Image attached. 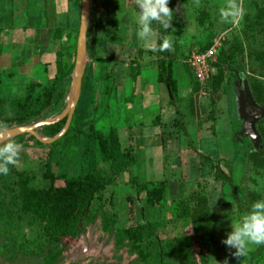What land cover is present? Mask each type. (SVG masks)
<instances>
[{
	"label": "rangeland",
	"instance_id": "obj_1",
	"mask_svg": "<svg viewBox=\"0 0 264 264\" xmlns=\"http://www.w3.org/2000/svg\"><path fill=\"white\" fill-rule=\"evenodd\" d=\"M169 1L175 4L174 7H169L172 11L171 26L164 30L161 25V30L164 36L167 35L171 40L172 48L164 52L171 53L174 58L184 63L185 66L180 64V69L185 79L182 77L179 79L188 82L187 80L191 78L194 82L193 98L186 104L188 110L183 109L180 112V120L184 124L183 129L188 140L185 138L184 131L179 133L184 141L183 145L190 147L191 157L177 169V184L170 187L174 190L183 184L186 189L193 191L198 186L195 192L207 198L211 210L215 244L210 249L200 250L197 240H194L178 247L177 241L192 235L190 221L176 218L174 205L171 204L170 207L161 203L156 205L160 207L156 213V222H149L147 211L154 209L155 205L146 203L144 193L137 196L129 178L122 175L116 178L115 185L108 187L103 194L95 197L89 209L90 215L82 222L79 236L62 240L66 252L58 264H155L152 262L154 257L139 263L137 257L131 255L126 248L116 251L114 237L103 234L101 230V219L97 215L101 210L116 215L118 230L136 227L139 224L158 223L157 233L165 251L164 263L166 264H223L225 259H228L229 264H240L232 255L235 250L227 248L222 240L226 239L227 234L232 230L231 223L238 221L246 214L253 203L264 200V0H237L244 10L239 24L221 21L220 9L225 6L226 0ZM46 3L45 0L43 2L42 0L0 1V28L7 25L13 29L23 28L30 18L46 16L43 15ZM91 3L92 0L90 7ZM92 10L94 12L89 10L86 45H88V36L94 32L93 28L97 25V19H94L97 17V10L95 11L94 8ZM102 10L105 17L104 26L112 29L114 22L117 25L115 30L117 34L113 36L115 40H120L124 19L127 23L131 16H137L136 11L139 12L138 8L127 9L122 6L110 9L106 7ZM62 19L56 18L55 22H60ZM124 25L123 32L126 30V24ZM79 26L80 24L72 39H65V43L76 42L77 44ZM209 52L213 53L209 62L211 74L208 80L200 81L190 70L189 62L192 55ZM75 61L76 50L66 58V67L72 69L69 77L60 86V91L64 93V100L60 104L53 105L40 117L23 127L55 121L66 111L69 107L68 96L74 90ZM15 79L16 84L20 88L22 86V89H17L16 92V96L21 97L26 81L19 76H15ZM180 83L182 85H180L178 97L181 98L186 96L188 91L187 85L182 81ZM10 92V88L9 90L1 89L2 96H13L14 93ZM194 100L197 105L194 104ZM200 100H202L201 107H199ZM249 100L255 106V121L249 113L251 106ZM219 101L220 104L222 102V106L220 111L216 110L214 117L220 113V119H218L220 121L212 132L206 131L205 128L202 130L203 123L210 125L214 121L206 120L207 111L210 107L216 108ZM78 109L77 105V114L70 120L71 127L78 120V112L82 114V110ZM13 117L7 115L0 119V125L7 126L0 128V134L20 128L14 125ZM88 124V121L82 123L81 120L78 124L79 129L89 134ZM42 128H38L35 133ZM36 135L40 138L37 133ZM22 136L24 138L19 144L23 145V148L27 146V149H24L25 158L27 162H30L42 152L34 142H28V137L31 135L17 136L12 140ZM199 151L210 158V161L203 159L197 153ZM97 152V144L90 137L82 138L81 148L68 152L61 162L68 169V174L73 177L95 173L107 168L100 162ZM27 168L32 167L27 166ZM220 173L226 177L230 176L228 183L222 180ZM178 181L181 182L180 185ZM56 185L60 186L61 183ZM128 199L133 203L132 212H130ZM24 234L30 242L28 229H24ZM84 234L86 242L83 239ZM0 241V243L4 242L2 239ZM21 243V240H18L16 243L11 242V245L18 248ZM76 252L79 254L76 255ZM259 252L260 246L251 245L240 260L256 256L254 263L264 264V254L261 258ZM14 259L18 264H39V260L31 255H22L21 252H17ZM0 264L12 263L1 258Z\"/></svg>",
	"mask_w": 264,
	"mask_h": 264
},
{
	"label": "crops",
	"instance_id": "obj_2",
	"mask_svg": "<svg viewBox=\"0 0 264 264\" xmlns=\"http://www.w3.org/2000/svg\"><path fill=\"white\" fill-rule=\"evenodd\" d=\"M45 1L48 4L44 6L43 15L46 16L30 18L23 28L13 29L9 25L0 28V94L1 89L9 90V88L10 93H14L9 97L3 95L4 98L19 97L16 96V92L17 89H22V86L20 88L16 84L15 76L26 81L24 91L33 82L49 84L56 73L57 52L70 48L76 43H65L64 40L72 39L76 33L80 24L82 0ZM92 3L91 11L94 12L92 8L97 10V17L93 16L95 20L97 19V25L93 28L94 32L88 36L87 62L78 103V110L81 109L82 114L78 112L77 118L82 120V123L88 121L89 129L92 127L94 131L104 136H108L114 130L123 147L132 146L136 158L132 170L134 177L140 185L164 182L166 184L164 203L171 207V204L184 201L190 193L198 189L197 186L196 190L191 191L183 184L174 190L170 187L177 184V169L191 157L190 147L183 145L184 141L179 133L184 131L188 140L183 129L184 124L180 120V112L183 109L188 110L186 104L193 98V79H186L188 82L179 79L180 77L185 79L180 69V64L184 65V63L174 58L171 53L157 51L158 34L162 31L159 23L153 22L154 33L150 37L156 46L155 50L147 47L145 42L139 39L137 16H131L127 23L124 19L120 40H115L116 38L113 37L117 34L115 22L112 29L104 26L105 17L102 9L117 6L135 9V0H95L94 2L92 0ZM171 6L174 7L175 4L169 1L168 7ZM56 15L64 19L55 22L56 18H59L55 17ZM171 18L166 23L171 24ZM124 24L126 30L123 32ZM58 30L62 31L60 40L53 42ZM161 63L164 67H167L168 63L171 65L172 79L176 82V95H172L169 87L158 80ZM181 81L187 85L188 93L180 98L178 92L182 85ZM201 105L202 100L199 102V107ZM221 106L222 102L220 104L219 101L216 108L210 107L206 120H209L208 116L212 110L216 113V110L220 111ZM219 115L220 113L212 124L203 123L201 129L205 128L206 131L212 132L220 121H218ZM197 153L203 159L210 161V158L201 151ZM178 183L180 185L181 182ZM129 207L132 212L133 203L129 204ZM159 208L155 205L154 209L147 211L149 222H156ZM75 254L78 255L79 252Z\"/></svg>",
	"mask_w": 264,
	"mask_h": 264
},
{
	"label": "trees",
	"instance_id": "obj_3",
	"mask_svg": "<svg viewBox=\"0 0 264 264\" xmlns=\"http://www.w3.org/2000/svg\"><path fill=\"white\" fill-rule=\"evenodd\" d=\"M61 35L62 31L58 30L53 42L60 40ZM163 36V32L159 31L156 47L159 53H161L159 45ZM75 50L76 44L57 52L56 73L49 84L30 83L25 88L23 96L19 98L9 99L0 95V119L7 115L14 116V125L23 127L40 117L53 105L60 104L64 100L60 86L69 77L72 69L66 67V57ZM158 80L169 87L172 95H176V82L172 79L170 63L167 67L162 63L159 64ZM214 115L215 112L212 110L208 119L213 121ZM78 120L73 127L69 126L60 139L51 144H43L32 136L28 137V142H34L42 154L27 162L26 146L19 153L18 163L9 166L10 173L7 176H0V239L4 240L0 243V259L18 264L14 256L17 252H21L22 255L33 256L39 260V264H58L66 252L62 240L79 236L80 221L83 222L90 215L89 209L95 197L115 185L116 178L122 175H128L137 196L145 194L148 205L165 202L164 182L140 185L134 177L132 170L136 158L132 146L123 147L114 130L108 136H104L90 127L89 135L79 129L80 120ZM66 122L67 118H64L58 123L43 127L36 133L40 138L54 139L63 131ZM87 137L97 144V156L107 168L86 175L70 176L61 159L65 158L68 152L80 149L81 139ZM22 138L24 136L14 141L20 143ZM219 175L227 183L230 180V176L226 177L221 173ZM57 183L61 185L57 186ZM45 185L46 187H42ZM128 201L129 204L132 203L130 199ZM174 206L175 217L189 220L192 230L190 237L177 241L178 247L197 240L200 250L212 248L215 244L214 223L207 198L193 192L189 194L187 200L174 203ZM97 215L101 219L103 234L114 237L116 251L126 248L131 255L137 257L139 263L154 257L152 262L155 264H166L165 251L157 233L158 223L139 224L136 227L118 230L114 213L101 210ZM25 228L28 229L30 242L24 234ZM18 240L22 242L18 248L11 245V242L16 243ZM262 254H264V245L260 246L261 258ZM255 259L256 256H252L239 262L255 264Z\"/></svg>",
	"mask_w": 264,
	"mask_h": 264
},
{
	"label": "clouds",
	"instance_id": "obj_4",
	"mask_svg": "<svg viewBox=\"0 0 264 264\" xmlns=\"http://www.w3.org/2000/svg\"><path fill=\"white\" fill-rule=\"evenodd\" d=\"M135 2L136 8L139 9V12L136 11L137 35L147 47L155 50L156 46L150 39L154 33L153 22L162 25L164 30L170 28L171 24L166 23L172 16V11L168 7L169 0H135ZM243 15L244 10L237 0H226L225 6L220 9V18L224 23L239 24ZM161 39L159 51L164 52L172 48V42L167 35ZM6 127V125H0V128ZM22 150L23 145L10 138L5 140L0 134V176H7L10 173L9 166H15L18 163L19 153ZM231 229L222 243L230 250H235L232 255L239 262L249 246L264 245V200L253 203L246 214L238 221L231 223ZM223 264H229L228 259H225Z\"/></svg>",
	"mask_w": 264,
	"mask_h": 264
},
{
	"label": "water",
	"instance_id": "obj_5",
	"mask_svg": "<svg viewBox=\"0 0 264 264\" xmlns=\"http://www.w3.org/2000/svg\"><path fill=\"white\" fill-rule=\"evenodd\" d=\"M90 1L91 0H82L81 1V7H80V26H79V33H78V39L76 44V61L75 66L73 70V78H74V90L70 95L68 96L67 102L69 104V107L66 109V111L60 116L57 120L52 122H42L34 126L29 127H20L16 129H12L9 131H6L2 133L5 140L6 139H13L17 136L21 135H31L33 138H35L38 142H41L43 144H51L55 142L56 140L60 139L68 130L70 126V120L71 117L74 115L75 110L77 108V105L79 103L80 95H81V88H82V79L86 67L87 62V31L89 26V10H90ZM250 101V100H249ZM251 106L249 107V113L252 115L253 120L255 121V106L250 101ZM64 118H67L66 125L63 129V131L56 136L54 139H49L50 141H44L41 140L39 137H37L35 131L40 127H47L50 125H53L55 123L60 122ZM88 210V209H87ZM86 210V212H87ZM82 227V221H80L79 228ZM84 242H86V235H83Z\"/></svg>",
	"mask_w": 264,
	"mask_h": 264
},
{
	"label": "built area",
	"instance_id": "obj_6",
	"mask_svg": "<svg viewBox=\"0 0 264 264\" xmlns=\"http://www.w3.org/2000/svg\"><path fill=\"white\" fill-rule=\"evenodd\" d=\"M213 57V53H205L200 55H192L189 62L190 69L200 81L208 80L210 77L209 62Z\"/></svg>",
	"mask_w": 264,
	"mask_h": 264
}]
</instances>
